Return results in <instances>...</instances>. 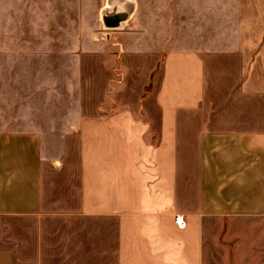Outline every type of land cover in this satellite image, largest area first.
<instances>
[{"label": "crops", "instance_id": "crops-1", "mask_svg": "<svg viewBox=\"0 0 264 264\" xmlns=\"http://www.w3.org/2000/svg\"><path fill=\"white\" fill-rule=\"evenodd\" d=\"M232 1L227 21L224 0L162 33L153 18L150 45L120 30L131 13L112 29L98 14L106 49L73 55L50 123L36 60L30 103L0 128V264H205L213 218L246 226L237 264H264V0Z\"/></svg>", "mask_w": 264, "mask_h": 264}, {"label": "rangeland", "instance_id": "rangeland-1", "mask_svg": "<svg viewBox=\"0 0 264 264\" xmlns=\"http://www.w3.org/2000/svg\"><path fill=\"white\" fill-rule=\"evenodd\" d=\"M117 1L119 0H111V4L114 5ZM131 1V16L121 24L120 30L140 29L141 31H137L138 34L144 36V43L149 45L152 42L150 41L152 32L155 31L153 18L158 21L162 33L167 20L171 17L187 15V12L192 10L193 21L200 19V15L203 18L200 21H204L213 16L215 10L213 0ZM104 3L105 0H1L0 24L9 34L5 35V45L0 50V128L12 127L13 125L7 122V117L10 115L15 117L22 111L17 109L21 104L24 106L30 103L29 97L24 96L23 91L26 83L28 87L37 85L38 81L35 79L39 66H35L34 63L40 59L43 60L42 73L47 77V81L42 82V86L46 85L48 95L47 120L49 123L56 118L60 120L53 110L61 108L64 111L66 106L71 105L73 98L71 82L62 77L69 75L75 57L73 55L78 51L84 54L91 49H106L108 31L101 26L98 16V10ZM223 3L224 19L227 21L231 18L230 9L233 1L224 0ZM110 48L109 52L112 54L107 59L114 66L113 73L118 75V66L120 68L127 51L118 54L117 46L111 45ZM30 57L33 63L32 82L27 79L29 68L27 59ZM3 93L4 95L7 93L8 97H2ZM205 227H207L203 235L207 257L205 264H237L246 258L247 242H241V235L247 233L246 226L245 229L242 226L233 227L228 219L213 218ZM236 236L238 240L232 242L234 237L237 239Z\"/></svg>", "mask_w": 264, "mask_h": 264}, {"label": "water", "instance_id": "water-1", "mask_svg": "<svg viewBox=\"0 0 264 264\" xmlns=\"http://www.w3.org/2000/svg\"><path fill=\"white\" fill-rule=\"evenodd\" d=\"M131 11V0H119L114 5L111 4V0H105L99 9L100 21L105 28H118Z\"/></svg>", "mask_w": 264, "mask_h": 264}, {"label": "built area", "instance_id": "built-area-1", "mask_svg": "<svg viewBox=\"0 0 264 264\" xmlns=\"http://www.w3.org/2000/svg\"><path fill=\"white\" fill-rule=\"evenodd\" d=\"M176 224L178 226H182L183 225V221L181 219H179V218H176Z\"/></svg>", "mask_w": 264, "mask_h": 264}]
</instances>
